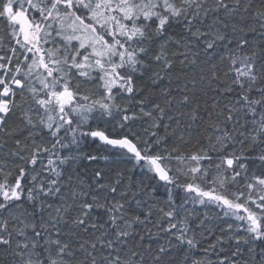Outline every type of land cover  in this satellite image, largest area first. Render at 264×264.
<instances>
[{
  "label": "snow or ice",
  "instance_id": "snow-or-ice-1",
  "mask_svg": "<svg viewBox=\"0 0 264 264\" xmlns=\"http://www.w3.org/2000/svg\"><path fill=\"white\" fill-rule=\"evenodd\" d=\"M0 264H264V0H0Z\"/></svg>",
  "mask_w": 264,
  "mask_h": 264
},
{
  "label": "trees",
  "instance_id": "trees-1",
  "mask_svg": "<svg viewBox=\"0 0 264 264\" xmlns=\"http://www.w3.org/2000/svg\"><path fill=\"white\" fill-rule=\"evenodd\" d=\"M195 213L196 215L192 217V227L197 232L198 238H200V233L202 231L199 227L200 220L204 218L205 214L211 218V222L208 224V226L212 231L203 233V244L205 247H207L208 242L214 238V235H219L220 230L222 228H226L227 223L231 222L228 218L222 216L220 209L215 208L214 206L205 207L196 205ZM206 223L208 222L206 221ZM197 255H202V252H197Z\"/></svg>",
  "mask_w": 264,
  "mask_h": 264
}]
</instances>
